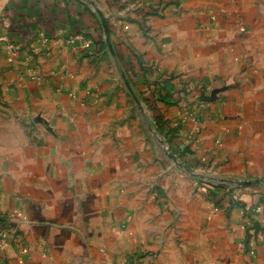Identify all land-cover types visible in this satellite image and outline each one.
Segmentation results:
<instances>
[{
	"label": "crops",
	"instance_id": "0c3cea01",
	"mask_svg": "<svg viewBox=\"0 0 264 264\" xmlns=\"http://www.w3.org/2000/svg\"><path fill=\"white\" fill-rule=\"evenodd\" d=\"M0 232V264H264V0H0Z\"/></svg>",
	"mask_w": 264,
	"mask_h": 264
},
{
	"label": "water",
	"instance_id": "95a60500",
	"mask_svg": "<svg viewBox=\"0 0 264 264\" xmlns=\"http://www.w3.org/2000/svg\"><path fill=\"white\" fill-rule=\"evenodd\" d=\"M96 12H97V14H98V16H99V18L101 20V24H102V27H103V30H104V33H105V37H106V42H107L108 48H109L110 52L114 55L115 52H114L113 45H112V42H111V34H110V28H109L108 22H107L106 18L104 17L103 13L99 9H97ZM125 84H126L127 88L129 89V91L131 92V94L133 95V97L135 98V100L138 102L136 96L133 94V92L131 90L129 82L126 79H125ZM225 90H226V88L219 89V90H214L212 92L211 96H206L204 93H202L201 96H200V99L203 102H213L214 100L217 99V95L219 93L225 91ZM40 122L45 124L41 120H40ZM161 144L165 145L164 141H161ZM170 157L173 158L172 156H170ZM253 183H261V181L257 180V181L244 182V183H242V185H249V184H253ZM251 231L254 232L253 236L256 239L257 235L260 232H262L263 229L261 228L259 222L254 223L253 226L250 229L247 230V236H248L249 239L252 238V235L250 234Z\"/></svg>",
	"mask_w": 264,
	"mask_h": 264
},
{
	"label": "built area",
	"instance_id": "2783aa9c",
	"mask_svg": "<svg viewBox=\"0 0 264 264\" xmlns=\"http://www.w3.org/2000/svg\"><path fill=\"white\" fill-rule=\"evenodd\" d=\"M218 209L214 207L213 212L216 213ZM8 238V233L7 232H0V239L5 241Z\"/></svg>",
	"mask_w": 264,
	"mask_h": 264
},
{
	"label": "trees",
	"instance_id": "16d2710c",
	"mask_svg": "<svg viewBox=\"0 0 264 264\" xmlns=\"http://www.w3.org/2000/svg\"><path fill=\"white\" fill-rule=\"evenodd\" d=\"M210 198L214 197L213 192H209Z\"/></svg>",
	"mask_w": 264,
	"mask_h": 264
}]
</instances>
